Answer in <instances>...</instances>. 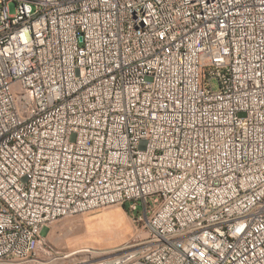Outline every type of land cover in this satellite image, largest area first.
<instances>
[{"label": "built area", "instance_id": "1", "mask_svg": "<svg viewBox=\"0 0 264 264\" xmlns=\"http://www.w3.org/2000/svg\"><path fill=\"white\" fill-rule=\"evenodd\" d=\"M113 205L86 264H264V0H0V263Z\"/></svg>", "mask_w": 264, "mask_h": 264}, {"label": "rangeland", "instance_id": "2", "mask_svg": "<svg viewBox=\"0 0 264 264\" xmlns=\"http://www.w3.org/2000/svg\"><path fill=\"white\" fill-rule=\"evenodd\" d=\"M9 10L11 14L14 13L13 4ZM111 211L119 214L112 215ZM105 220L113 223L115 228L98 226ZM137 227L133 216L117 205L67 217L42 230L41 243L29 261L0 264H86L87 260L110 253L131 240L136 235ZM115 233L119 234L116 236ZM88 237L95 238L94 242Z\"/></svg>", "mask_w": 264, "mask_h": 264}, {"label": "bare ground", "instance_id": "3", "mask_svg": "<svg viewBox=\"0 0 264 264\" xmlns=\"http://www.w3.org/2000/svg\"><path fill=\"white\" fill-rule=\"evenodd\" d=\"M111 212H113L112 213V215H117V214H119V212H114V211H111ZM98 226H100V227H102V228H104V229H108V228H115L114 226H113V223H111L110 221H107V220H105V221H103L102 223H100V225H98ZM99 229V228H98ZM93 234H95V233H93ZM116 234V236L119 234V233H115ZM90 238H92V237H90ZM89 237L87 238V239H90ZM94 240H95V238L93 239H91V241H93L94 242ZM115 249H113V250H111L112 252L114 251ZM111 253V252H110ZM107 254H109V253H107ZM105 255V254H104Z\"/></svg>", "mask_w": 264, "mask_h": 264}, {"label": "trees", "instance_id": "4", "mask_svg": "<svg viewBox=\"0 0 264 264\" xmlns=\"http://www.w3.org/2000/svg\"><path fill=\"white\" fill-rule=\"evenodd\" d=\"M123 208L126 210V207L125 206H123Z\"/></svg>", "mask_w": 264, "mask_h": 264}]
</instances>
